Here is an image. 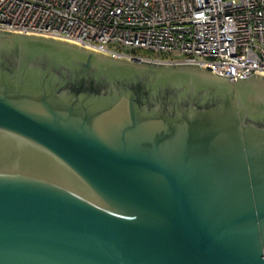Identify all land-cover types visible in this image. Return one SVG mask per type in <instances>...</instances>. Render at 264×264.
I'll return each instance as SVG.
<instances>
[{
    "label": "water",
    "instance_id": "obj_1",
    "mask_svg": "<svg viewBox=\"0 0 264 264\" xmlns=\"http://www.w3.org/2000/svg\"><path fill=\"white\" fill-rule=\"evenodd\" d=\"M0 264H264V74L0 31Z\"/></svg>",
    "mask_w": 264,
    "mask_h": 264
},
{
    "label": "built area",
    "instance_id": "obj_2",
    "mask_svg": "<svg viewBox=\"0 0 264 264\" xmlns=\"http://www.w3.org/2000/svg\"><path fill=\"white\" fill-rule=\"evenodd\" d=\"M0 31L231 79L264 74V0H0Z\"/></svg>",
    "mask_w": 264,
    "mask_h": 264
}]
</instances>
